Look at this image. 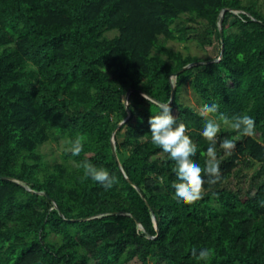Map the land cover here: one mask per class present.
Masks as SVG:
<instances>
[{"label": "trees", "instance_id": "obj_1", "mask_svg": "<svg viewBox=\"0 0 264 264\" xmlns=\"http://www.w3.org/2000/svg\"><path fill=\"white\" fill-rule=\"evenodd\" d=\"M215 34L216 57L168 44L194 38L205 46ZM186 81L201 106L219 105L208 118L220 123L221 181L205 183L191 205L173 198L174 162L151 143L148 123L158 104H170L197 144L193 160L205 166L206 118L181 99ZM221 113L247 114L255 134L240 136ZM78 135L84 147L73 156L65 141ZM224 138L236 144L232 155L219 147ZM50 140L63 142L59 161L42 150ZM84 161L117 183L105 189L85 178ZM201 249L212 250L208 261L198 259ZM134 261L264 264L259 0H0V264Z\"/></svg>", "mask_w": 264, "mask_h": 264}, {"label": "clouds", "instance_id": "obj_2", "mask_svg": "<svg viewBox=\"0 0 264 264\" xmlns=\"http://www.w3.org/2000/svg\"><path fill=\"white\" fill-rule=\"evenodd\" d=\"M144 99L150 102L149 96L145 95ZM125 101V108L130 104ZM160 109L156 115H151L148 120L150 125L151 143L167 154L168 158L174 162L173 171L176 180L173 182L174 199L178 203L194 204L203 198L204 185L207 183L213 186L221 181L220 165L217 159L216 145L218 143V134L220 133V123L217 119L208 118L210 114L218 113L219 105H203L198 109V114L206 118L202 137L208 142L206 152L201 155L206 156L205 166L202 167L199 163L193 160L196 156L198 147L193 139L187 134L188 128L184 122H177L176 117L172 114L170 104H158ZM219 121L224 125L237 132L240 136L251 137L255 134V121L253 118L245 115L234 116L231 120L224 114H220ZM125 124L124 120L121 122ZM84 137L78 135L75 139H67L65 143L69 146L68 151L73 156H79L83 151ZM219 147L224 150L227 155H232L236 147L233 139L224 138L219 140ZM78 167L83 169L85 178H90L92 181L102 185L105 189H110L117 183L115 176L102 168L97 167L87 161L78 164ZM207 176V180H205ZM160 183H163V177L160 178ZM195 256L196 250H192ZM212 256L211 249H201L198 259L208 261Z\"/></svg>", "mask_w": 264, "mask_h": 264}, {"label": "rangeland", "instance_id": "obj_3", "mask_svg": "<svg viewBox=\"0 0 264 264\" xmlns=\"http://www.w3.org/2000/svg\"><path fill=\"white\" fill-rule=\"evenodd\" d=\"M260 7L264 12V0H259ZM108 34L112 36L114 32L109 31ZM168 44L173 46V48L181 50L184 53L197 54L200 57H216L219 54L220 46L216 34L213 36V43L206 44L205 46L200 45L196 39L190 38L186 42H181L177 40H169ZM180 97L184 103H188L194 106L197 110L201 107L198 96L192 89V85L189 81H186L183 85ZM122 136H120L121 138ZM62 142V141H61ZM57 142L55 140H50L44 145H42V150L47 153V158L50 161L61 160V152L63 148V142ZM248 173H251L253 168L245 169ZM131 264H140L137 261Z\"/></svg>", "mask_w": 264, "mask_h": 264}, {"label": "water", "instance_id": "obj_4", "mask_svg": "<svg viewBox=\"0 0 264 264\" xmlns=\"http://www.w3.org/2000/svg\"><path fill=\"white\" fill-rule=\"evenodd\" d=\"M222 21H223V15L221 16V19H220V25H219L220 34H221V39H222V41H223V24H222ZM223 52H224V44H223V47H222V52H221V54H223ZM220 58H221V57L216 58L215 60L220 59ZM199 62H201V61H199ZM199 62H197V63H199ZM193 64H195V63H190V64L186 65L185 67L181 68L178 72H176V73L173 74V77H175V76H176L180 71H182L183 69L188 68V67L192 66ZM175 89H176V86H175V82L173 81L172 96H171V100H170V101H172L173 98H174V95H175ZM130 91H131V89H129V91L127 92L126 99L128 98V95H129V92H130ZM120 125H121V123L118 124L117 128H118ZM115 132H116V130L113 132V135H112V149H113V153H114V155L117 156V153H116V139H115Z\"/></svg>", "mask_w": 264, "mask_h": 264}]
</instances>
